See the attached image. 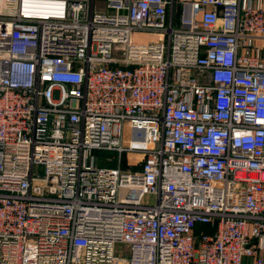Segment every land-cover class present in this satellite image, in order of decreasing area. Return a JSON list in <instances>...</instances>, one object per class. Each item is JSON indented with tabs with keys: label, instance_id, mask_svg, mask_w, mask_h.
Segmentation results:
<instances>
[{
	"label": "built area",
	"instance_id": "built-area-1",
	"mask_svg": "<svg viewBox=\"0 0 264 264\" xmlns=\"http://www.w3.org/2000/svg\"><path fill=\"white\" fill-rule=\"evenodd\" d=\"M0 264H264V0H0Z\"/></svg>",
	"mask_w": 264,
	"mask_h": 264
},
{
	"label": "rangeland",
	"instance_id": "rangeland-1",
	"mask_svg": "<svg viewBox=\"0 0 264 264\" xmlns=\"http://www.w3.org/2000/svg\"><path fill=\"white\" fill-rule=\"evenodd\" d=\"M150 37L147 36V35H137L135 36V40L138 41V42H143V41H147L149 40ZM94 155L99 159V162L102 164V165H106V166H116L117 165V155L115 152H112V151H102V150H94ZM133 158L130 157L129 155L127 154H124L122 155L121 157V166L122 167H127V162L129 161H132L133 163V166L132 168L133 169H136V168H139L140 166V155H135V154H132ZM108 159H113V161L109 162ZM147 201H149L150 203H153L154 202V197L153 196H150V197H147L146 198Z\"/></svg>",
	"mask_w": 264,
	"mask_h": 264
},
{
	"label": "crops",
	"instance_id": "crops-1",
	"mask_svg": "<svg viewBox=\"0 0 264 264\" xmlns=\"http://www.w3.org/2000/svg\"><path fill=\"white\" fill-rule=\"evenodd\" d=\"M135 155H136V154H135ZM137 155H139V154H137ZM129 156L132 157L133 155L130 153ZM132 158H133V157H132ZM140 158H141V155H140Z\"/></svg>",
	"mask_w": 264,
	"mask_h": 264
}]
</instances>
